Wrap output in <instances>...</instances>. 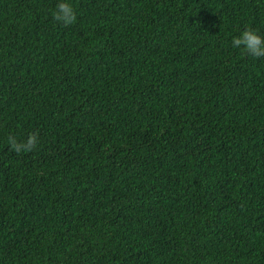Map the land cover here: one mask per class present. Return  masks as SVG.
Instances as JSON below:
<instances>
[{
    "label": "trees",
    "instance_id": "obj_1",
    "mask_svg": "<svg viewBox=\"0 0 264 264\" xmlns=\"http://www.w3.org/2000/svg\"><path fill=\"white\" fill-rule=\"evenodd\" d=\"M57 2L0 0V264H264V0Z\"/></svg>",
    "mask_w": 264,
    "mask_h": 264
},
{
    "label": "clouds",
    "instance_id": "obj_2",
    "mask_svg": "<svg viewBox=\"0 0 264 264\" xmlns=\"http://www.w3.org/2000/svg\"><path fill=\"white\" fill-rule=\"evenodd\" d=\"M52 19L67 27L76 23L77 16L74 8L67 0H58L52 12ZM231 46L242 49L251 57L264 58V36L252 28L246 27L239 35L234 36L231 40ZM7 143L9 149L17 154L30 153L38 146L39 133H29L24 140H18L14 135H9Z\"/></svg>",
    "mask_w": 264,
    "mask_h": 264
}]
</instances>
